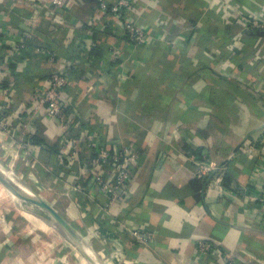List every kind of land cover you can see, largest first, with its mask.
Masks as SVG:
<instances>
[{"label":"crops","instance_id":"crops-1","mask_svg":"<svg viewBox=\"0 0 264 264\" xmlns=\"http://www.w3.org/2000/svg\"><path fill=\"white\" fill-rule=\"evenodd\" d=\"M64 1L0 0V172L39 192L97 260L0 190V264H264V34L247 21L264 17V0H133L137 47L101 10L119 0ZM55 72L70 75L78 147L65 154L36 98ZM101 144L141 154L109 211L90 173ZM194 158L216 170L199 176ZM139 228L154 234L147 246L129 234ZM198 241L217 252L198 257Z\"/></svg>","mask_w":264,"mask_h":264},{"label":"built area","instance_id":"built-area-1","mask_svg":"<svg viewBox=\"0 0 264 264\" xmlns=\"http://www.w3.org/2000/svg\"><path fill=\"white\" fill-rule=\"evenodd\" d=\"M133 0H119L110 5L105 2L100 4L101 10L108 15H117L121 24H123L125 36L129 42L137 47L145 40L146 33L136 22L129 19L126 10L131 7ZM44 4L52 8L63 7L64 0H41ZM248 27L253 30L264 31L263 18H247ZM9 42L4 32L0 31V50H4L5 43ZM1 55V56H2ZM70 82L69 73L55 72L48 80L46 86L39 88L36 93L39 108H45L50 121L54 122L59 130V136L62 140V154L66 149H76L78 147L75 136V130L72 129L73 114L68 104L67 88ZM5 122L0 118V125ZM28 123H25L17 131L26 135ZM27 136V135H26ZM25 144V142H24ZM140 152L127 146L115 147L113 149L100 145L95 151V158L92 157L90 163V173L92 186L95 190L101 191L108 197L106 211H109L117 202L124 199L125 194L129 192V185L138 170ZM197 164V174L199 176L208 175L216 170L211 164L194 158ZM264 191V189L262 190ZM261 202H264V192ZM129 231V230H128ZM132 240L147 246L153 239L154 234L149 229H132L129 231ZM110 235V233L108 232ZM218 246L214 243L205 241L197 242L198 257L212 256L217 252ZM228 264H237L232 255L225 258Z\"/></svg>","mask_w":264,"mask_h":264},{"label":"water","instance_id":"water-1","mask_svg":"<svg viewBox=\"0 0 264 264\" xmlns=\"http://www.w3.org/2000/svg\"><path fill=\"white\" fill-rule=\"evenodd\" d=\"M0 183L10 192L15 194L21 200H24L31 205L37 206L43 211L47 212L50 217L56 222V224L64 230V232L69 236V238L74 242V244L83 250L78 244V239L80 235L75 231L73 226L46 200H44L41 196L35 193H27L18 186L15 182L9 179L5 174L0 172ZM30 192V191H29ZM87 256V255H86ZM88 257V256H87ZM93 264H96L94 261Z\"/></svg>","mask_w":264,"mask_h":264},{"label":"bare ground","instance_id":"bare-ground-1","mask_svg":"<svg viewBox=\"0 0 264 264\" xmlns=\"http://www.w3.org/2000/svg\"><path fill=\"white\" fill-rule=\"evenodd\" d=\"M17 185L18 186H20L21 188H23V190L25 191V192H27V193H29V189L26 187V186H24V185H21V184H18L17 183ZM9 191V190H8ZM9 194L12 196V198L16 201V202H18V203H22L24 200H21L20 198H18L15 194H13L12 192H10L9 191ZM30 194V193H29ZM34 206V205H33ZM35 207H37V206H35ZM39 208V207H38ZM67 208V207H66ZM40 209V208H39ZM68 210H70L69 208H68ZM74 210V209H73ZM43 211V210H42ZM43 212H45V211H43ZM74 212V211H73ZM46 213V212H45ZM75 214V213H74ZM73 215V214H72ZM64 216H66V215H64ZM78 216V215H77ZM76 216V217H77ZM71 219V218H70ZM68 221V220H67ZM82 235V234H81ZM88 238V237H87ZM78 244H80L79 246L87 253V254H89L90 256H92V259L94 260V261H96L97 259L95 258V257H97L96 255H94V251L92 252L91 251V249H90V245H89V243H88V241L86 240V239H83V238H79L78 239ZM91 247H92V245H91ZM98 264H100L101 263V261L100 262H97Z\"/></svg>","mask_w":264,"mask_h":264},{"label":"rangeland","instance_id":"rangeland-1","mask_svg":"<svg viewBox=\"0 0 264 264\" xmlns=\"http://www.w3.org/2000/svg\"><path fill=\"white\" fill-rule=\"evenodd\" d=\"M262 33L264 34V31H262ZM12 180H13V178H12ZM30 186L32 185L31 184V182H29L28 183ZM22 185V184H21ZM0 190H4L5 192V194H6V196H7V199L6 200H13V205H14V203L18 206V210L21 212V213H24V214H28L30 211H32L33 209L32 208H36V209H38L39 210V208L38 207H35V206H33V205H31L30 203H28V202H26V201H23L22 203H18V202H16L14 199H12V196H9L8 194H7V192L9 193V191L0 183ZM7 191V192H6ZM35 192L37 193V194H39V192H37L36 190H35ZM47 197H49L48 195H47ZM52 197V196H51ZM49 199H51V201H52V198H50L49 197ZM21 204H22V206H21ZM24 206V207H23ZM41 210V209H40ZM29 211V212H28ZM42 211V210H41ZM31 214V213H30ZM46 215L48 216V218H51L50 217V215L48 214V213H46Z\"/></svg>","mask_w":264,"mask_h":264},{"label":"trees","instance_id":"trees-1","mask_svg":"<svg viewBox=\"0 0 264 264\" xmlns=\"http://www.w3.org/2000/svg\"><path fill=\"white\" fill-rule=\"evenodd\" d=\"M94 28H95L96 31H99V28H98L97 26L94 27ZM126 38H128V37L126 36ZM140 53H141V51H139V54H140ZM78 55L81 56L80 53H78ZM171 80H172V79H171ZM161 82L164 83L165 81H164V80H161ZM176 83H177L176 80H173V81H172V84H173V85H176ZM156 99H158V101L164 102V101L170 99V95H169V94H165V93H160V92H159V93L156 95Z\"/></svg>","mask_w":264,"mask_h":264}]
</instances>
